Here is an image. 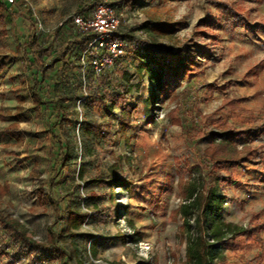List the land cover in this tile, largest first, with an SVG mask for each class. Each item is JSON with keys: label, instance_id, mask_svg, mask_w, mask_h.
I'll list each match as a JSON object with an SVG mask.
<instances>
[{"label": "rangeland", "instance_id": "1", "mask_svg": "<svg viewBox=\"0 0 264 264\" xmlns=\"http://www.w3.org/2000/svg\"><path fill=\"white\" fill-rule=\"evenodd\" d=\"M14 1L13 9L36 20L41 31L49 34L89 0ZM105 2L116 8L121 34L174 47L192 40L218 54L205 56L192 48L197 78L171 82L170 93L158 99L153 111H146L144 102L153 87L147 76H137L134 49L128 47L122 60L134 75L135 87L128 98L137 108L130 129L122 137L118 116L87 108L76 99L62 131L72 145L73 157L53 184L57 144L31 98L25 64L9 56L23 40L28 22L0 12V63L4 65L0 74V212L26 227L37 241H45L50 227L58 233L64 230L67 215L59 223L55 220L53 207L39 199L44 190L63 200L64 207L69 204L88 214L75 238L63 233V245L74 263L78 259L86 264H184L187 244L179 214L185 202L184 185L201 176L209 180L201 164L212 144V137L205 135L212 129L204 128L202 117L214 114L227 99H234L238 109L264 117V0ZM222 4L242 19L228 27ZM165 25L170 26L166 33L159 30ZM203 84L216 89L213 93L197 90ZM85 119L102 124L106 134L83 141L74 124L81 125ZM16 123L18 134L6 135L4 130ZM236 145L240 151L253 147L264 152V128L242 136ZM222 174L228 180L224 185L226 221L248 227L254 214L264 217V164L256 160ZM115 178L128 183L127 187L114 185ZM94 209L112 220L93 216Z\"/></svg>", "mask_w": 264, "mask_h": 264}, {"label": "trees", "instance_id": "2", "mask_svg": "<svg viewBox=\"0 0 264 264\" xmlns=\"http://www.w3.org/2000/svg\"><path fill=\"white\" fill-rule=\"evenodd\" d=\"M14 4L0 0V12L26 19L28 25L23 40L9 56L25 64L29 73V93L39 109L40 117L48 122L50 134L57 144L51 179L54 184L73 157L72 145L63 138L62 131L75 110V100H82L87 108H96L107 116H118L121 134L125 137L131 127L132 114L137 109L128 98L135 87L132 84L134 75L129 72V65L121 59L113 70H106L97 76L92 67L94 53L88 49L93 34L78 31L73 18L64 21L51 33L44 34L38 22L13 9ZM101 4L108 3L105 0H89L77 15L87 12L93 5ZM221 9L228 27L242 19L227 4H222ZM168 28L170 26L165 25L159 30L166 33L165 29ZM118 37L127 48L134 49L133 65L137 76H147L153 87V93L144 102L146 111H153L158 99L170 93L171 82H181L182 79L190 82L197 78L198 66L192 59V48L199 49L205 56L218 54L213 48L192 44V40L174 47L138 39L130 33H120ZM136 62L138 65H135ZM3 70L4 65L0 63V74ZM203 88L207 93H213L216 89L213 84H203L197 90ZM17 100L20 105L23 103L22 97H17ZM116 109L120 110L118 114L115 113ZM0 116H3L2 112ZM202 124L204 128L212 129L205 135L212 137V144L201 164L208 171L209 180L201 176L184 185L185 202L179 211L183 220L181 232L187 244L184 264H264V217L260 213L254 214L248 227L226 221L224 185L228 180L222 174L256 160L264 164L263 151L253 147L240 151L236 145L242 136L264 128V117L238 109L234 99H227L214 114L202 117ZM74 128L79 129L78 134L83 141L106 134L102 124L89 119H85L81 125L75 122ZM18 132V123L4 130L10 136ZM83 174L81 166L79 175ZM112 183L121 187L128 184L116 178ZM39 199L53 207L58 223L67 215L64 230L58 233L50 227L47 239L37 241L26 227L0 212V264H86L78 259L74 263L73 256L62 241L65 238L63 233L71 238L77 236L75 233L84 226L88 214L73 210L69 204L64 207L63 200H55L44 190L39 192ZM92 215L107 222L112 220V216L97 209Z\"/></svg>", "mask_w": 264, "mask_h": 264}, {"label": "built area", "instance_id": "3", "mask_svg": "<svg viewBox=\"0 0 264 264\" xmlns=\"http://www.w3.org/2000/svg\"><path fill=\"white\" fill-rule=\"evenodd\" d=\"M8 2L14 4V0ZM72 18L78 31L94 35L88 44V49L94 53V73L98 76L106 70H113L127 53V45L118 37L121 19L116 8L110 4L96 5L90 11Z\"/></svg>", "mask_w": 264, "mask_h": 264}]
</instances>
